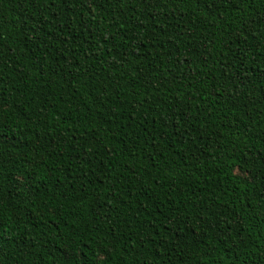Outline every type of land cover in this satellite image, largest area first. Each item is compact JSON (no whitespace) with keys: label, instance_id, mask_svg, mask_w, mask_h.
<instances>
[{"label":"trees","instance_id":"16d2710c","mask_svg":"<svg viewBox=\"0 0 264 264\" xmlns=\"http://www.w3.org/2000/svg\"><path fill=\"white\" fill-rule=\"evenodd\" d=\"M264 0H0V264H264Z\"/></svg>","mask_w":264,"mask_h":264},{"label":"snow or ice","instance_id":"6c2138e0","mask_svg":"<svg viewBox=\"0 0 264 264\" xmlns=\"http://www.w3.org/2000/svg\"><path fill=\"white\" fill-rule=\"evenodd\" d=\"M262 19H264V18H262Z\"/></svg>","mask_w":264,"mask_h":264}]
</instances>
